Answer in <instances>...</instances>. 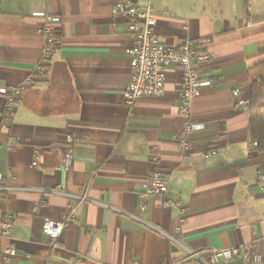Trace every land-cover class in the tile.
Wrapping results in <instances>:
<instances>
[{"label":"crops","instance_id":"obj_1","mask_svg":"<svg viewBox=\"0 0 264 264\" xmlns=\"http://www.w3.org/2000/svg\"><path fill=\"white\" fill-rule=\"evenodd\" d=\"M115 1L0 0V90L31 79L9 117L0 92V223L12 224L0 264H200L189 253L229 247L258 260L220 264H264V149L253 139L264 125L251 126L264 120V0H131L152 9L166 48L189 40L210 54L198 73L211 85L190 107L204 128L186 135L189 149L179 144L180 68L165 69L162 95L125 102L132 39ZM45 17L60 43L44 61ZM155 170L173 205L150 199L141 211ZM76 204L77 222L52 245L43 221Z\"/></svg>","mask_w":264,"mask_h":264},{"label":"built area","instance_id":"obj_2","mask_svg":"<svg viewBox=\"0 0 264 264\" xmlns=\"http://www.w3.org/2000/svg\"><path fill=\"white\" fill-rule=\"evenodd\" d=\"M112 15L124 16L128 19L127 31L132 39V45L125 50L128 57V66L130 68L129 83L124 90L123 98L129 105L140 98L157 97L162 95L164 88L163 73L166 68L176 66L180 68L182 77L180 81V91L178 95L179 112L186 119V124L179 140L182 149L191 148V144L186 140V135L202 130L204 126L190 122V107L193 99L199 96L202 88L210 86L211 81L208 78H201L198 68L207 64L211 57L210 54L199 50L197 43L185 40L177 48H166L155 34V19L152 15V9L139 7L131 0H116L111 7ZM46 25L42 30L45 39L42 59L45 61L59 45L60 39L57 37L51 24V18L45 17ZM31 79L19 87H10L1 89L0 92L7 93L8 98L5 106V116L11 115V110L24 87ZM237 98V106L248 108V101L240 96L239 90L232 92ZM66 142L71 143L72 139L66 137ZM74 161V154L71 149L65 151L60 160V166L67 170ZM258 180L264 181V174L259 175ZM0 181H4V176L0 175ZM86 187L79 189L77 204L86 200ZM142 201L141 211L146 210V202L150 199L161 200V205L169 208L173 205V200L169 197L166 176L158 170L151 172L147 179V188L138 195ZM76 205L70 206V211L63 221L45 219L42 224V233L47 240L56 245L65 227L77 222L75 218ZM12 224L9 219H3L0 223V238H10ZM9 256H14L15 251L10 249ZM204 255V257H203ZM238 257L247 261H257L258 256L245 251L242 253L236 247L224 249H205L202 251L189 253L188 258L200 264H220Z\"/></svg>","mask_w":264,"mask_h":264},{"label":"trees","instance_id":"obj_3","mask_svg":"<svg viewBox=\"0 0 264 264\" xmlns=\"http://www.w3.org/2000/svg\"><path fill=\"white\" fill-rule=\"evenodd\" d=\"M264 125V120L252 121L251 126ZM259 145V148L264 149V130L259 133L257 137L253 138Z\"/></svg>","mask_w":264,"mask_h":264},{"label":"rangeland","instance_id":"obj_4","mask_svg":"<svg viewBox=\"0 0 264 264\" xmlns=\"http://www.w3.org/2000/svg\"><path fill=\"white\" fill-rule=\"evenodd\" d=\"M247 1V0H246ZM195 262V261H194Z\"/></svg>","mask_w":264,"mask_h":264}]
</instances>
